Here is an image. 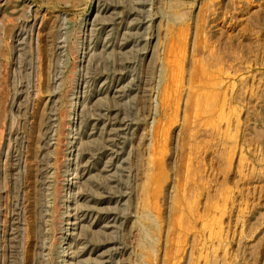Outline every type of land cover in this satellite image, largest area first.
<instances>
[{"label":"rangeland","instance_id":"rangeland-1","mask_svg":"<svg viewBox=\"0 0 264 264\" xmlns=\"http://www.w3.org/2000/svg\"><path fill=\"white\" fill-rule=\"evenodd\" d=\"M64 259L264 264V0H0V264Z\"/></svg>","mask_w":264,"mask_h":264},{"label":"bare ground","instance_id":"bare-ground-1","mask_svg":"<svg viewBox=\"0 0 264 264\" xmlns=\"http://www.w3.org/2000/svg\"><path fill=\"white\" fill-rule=\"evenodd\" d=\"M87 23V22H86ZM86 26V25H85ZM84 52V51H83ZM84 53H86V51L84 52ZM87 55V54H86ZM85 55V56H86ZM82 59V58H81ZM82 67V66H81ZM83 69V68H82ZM81 68H80V70H82ZM79 70V71H80ZM81 74V73H80ZM173 76V75H172ZM177 77V76H176ZM172 78V77H171ZM174 82V81H173ZM172 82V83H173ZM174 84V83H173ZM176 85V84H175ZM174 85V86H175ZM192 92V91H191ZM76 94V93H75ZM171 95V94H170ZM219 95V94H218ZM78 96V95H77ZM76 96V98L74 99V101L72 102V104L70 105V107H69V114H68V122H69V125L70 126H68V127H70L69 129H70V131H69V133L67 134L66 133V139H67V142H66V144H64V145H62L63 147H62V156H63V159H62V162H61V166H66V168H65V171H66V173H67V176H68V180H69V185H68V192H70V193H67V195H66V198L68 199V197L70 198V199H74V197L75 196H77L76 195V188H74L75 187V185H74V181H75V179L74 178H76L74 175H76V174H74V172H73V170L76 168H74V161H75V159H76V155H77V150H78V145H77V143H78V140H77V126H76V116H77V112H78V110H79V106H80V100L78 99V97ZM168 96V95H167ZM167 96H165V98H166V100L169 98V97H167ZM190 98L192 99V102H190V103H192L194 106H198L199 105V103L202 101V98L201 97H199L198 96V94L197 93H195V92H193V93H190ZM213 100V99H212ZM211 100V101H212ZM167 102V101H166ZM165 102V103H166ZM164 103V104H165ZM168 103V102H167ZM166 103V104H167ZM165 104V105H166ZM208 105V104H207ZM210 106V105H209ZM221 112V110L220 109H217L216 107H215V109H214V112H213V115L214 114H216V113H220ZM201 114V113H200ZM207 114V113H206ZM215 123V122H214ZM166 129V128H165ZM220 130V129H219ZM221 132V131H220ZM158 139V138H157ZM157 141V140H156ZM67 154V156H66V158H65V155ZM76 163V162H75ZM74 176V177H73ZM72 177V178H71ZM74 180V181H73ZM76 182V181H75ZM150 182V181H149ZM78 185V184H77ZM69 186H71L70 187V191H69ZM79 190V189H78ZM66 191V192H67ZM79 192V191H78ZM65 198V199H66ZM74 204H75V202H74ZM69 206H71V205H69ZM243 207V206H242ZM240 208V207H239ZM70 210V209H69ZM67 214V213H66ZM150 214V213H149ZM71 214L68 212V215H67V217H69ZM146 215V214H145ZM147 215H148V213H147ZM146 215V216H147ZM146 216H145V219H146ZM148 217V216H147ZM144 219V218H143ZM152 219V218H151ZM150 218H149V220H151ZM70 220V219H69ZM148 220V219H147ZM145 221V220H144ZM68 223V222H67ZM69 224V223H68ZM153 224V223H152ZM48 225V224H47ZM145 225V224H144ZM68 227V226H67ZM66 227V228H67ZM146 228V227H145ZM148 228V227H147ZM68 229V228H67ZM147 230V229H146ZM149 230V229H148ZM143 231V230H142ZM67 232V231H66ZM146 232V231H145ZM68 233V232H67ZM147 234H150L149 233V231H147ZM151 235V234H150ZM144 237V236H143ZM148 237V236H147ZM152 238V237H151ZM148 239V238H147ZM66 243H69L68 241L66 242ZM68 247V246H67ZM62 254H61V256L62 257H66V256H69L68 255V251H67V248H63V250H62V252H61ZM71 253V252H70ZM149 253V252H148ZM73 256V255H72ZM150 256V255H149ZM71 262V261H70ZM64 263L65 264H67L68 263V260H66V259H64ZM72 263V262H71ZM69 264V263H68Z\"/></svg>","mask_w":264,"mask_h":264}]
</instances>
